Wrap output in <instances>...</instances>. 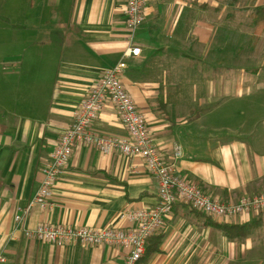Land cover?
<instances>
[{
  "label": "crops",
  "instance_id": "obj_1",
  "mask_svg": "<svg viewBox=\"0 0 264 264\" xmlns=\"http://www.w3.org/2000/svg\"><path fill=\"white\" fill-rule=\"evenodd\" d=\"M5 1L0 16L22 14L25 21L0 26L6 33L0 36V264H123L120 246L53 245L24 232L39 225L124 228L122 212L157 205L155 180L139 158L78 144L54 186L52 206L27 210L78 105L127 48L139 54L125 60L120 81L162 160L221 201L264 192V143L220 136V125L205 119L231 93L247 94V81L260 76L255 65L264 64V31L254 42L253 15L264 0H146L132 43L127 0ZM14 1L25 12L16 14ZM236 64L247 69L236 76ZM90 129L126 134L109 102ZM210 222L174 205L156 235L158 252L137 264H264V212L230 220L244 227L232 238Z\"/></svg>",
  "mask_w": 264,
  "mask_h": 264
},
{
  "label": "built area",
  "instance_id": "obj_2",
  "mask_svg": "<svg viewBox=\"0 0 264 264\" xmlns=\"http://www.w3.org/2000/svg\"><path fill=\"white\" fill-rule=\"evenodd\" d=\"M146 0H127L125 27L130 43L136 30L143 24ZM139 54L138 48H127L122 60L107 69L95 81L85 99L78 105L72 124L60 136L48 162L41 172L43 179L27 210L37 205L42 209L52 206L53 189L68 164L75 145L82 144L109 154L118 152L125 157L139 158L156 183L157 205L149 210L124 211L120 221L124 228L90 229L86 227H54L39 225L26 230L25 237L53 245L79 244L84 246L122 247L126 254L123 264H137L144 256L149 238L157 235L164 219L174 205L183 204L218 223L229 222L246 214L264 212V192L239 199L221 201L212 198L196 184L182 177L174 162H165L153 144L132 99L124 90L120 77L126 68L125 60ZM109 102L125 129V136L104 135L90 129L92 120ZM180 156L175 149V159ZM18 216L15 221H19ZM4 259L0 257V263Z\"/></svg>",
  "mask_w": 264,
  "mask_h": 264
},
{
  "label": "rangeland",
  "instance_id": "obj_3",
  "mask_svg": "<svg viewBox=\"0 0 264 264\" xmlns=\"http://www.w3.org/2000/svg\"><path fill=\"white\" fill-rule=\"evenodd\" d=\"M8 3L10 1L0 0V13H6ZM12 8L13 10L15 9L16 14L25 12L26 9L22 1H14ZM5 16H0V26L24 24L25 17L22 14ZM8 20L10 23H8ZM5 34V32H0L1 37ZM255 67L260 76H256V79L253 81H247V84H250V91L245 95L236 92L231 93V96L226 99L225 103L214 107L213 111L209 113V117L205 118L210 119V121H207L210 124L220 125L218 128L220 136H234L235 138L245 140L250 145L264 143V80L262 79L264 77V64H258ZM246 69L247 65L236 64L234 67L235 75L237 76ZM238 82L239 80H236L235 88L238 87ZM236 129H240L241 131L236 132ZM235 218L232 220L234 221Z\"/></svg>",
  "mask_w": 264,
  "mask_h": 264
},
{
  "label": "trees",
  "instance_id": "obj_4",
  "mask_svg": "<svg viewBox=\"0 0 264 264\" xmlns=\"http://www.w3.org/2000/svg\"><path fill=\"white\" fill-rule=\"evenodd\" d=\"M253 18H254L253 23H254V28H255L253 40L254 42H256V40H258V38L261 36V34L264 31V8L255 9ZM227 223L228 222H222L218 224L212 220L210 222V224L213 227H215L216 229L226 234L229 238H232V236L244 234V232L242 233V231L244 230V227L236 226V225H228ZM160 241H161V238L156 235L148 239L147 244H146V251H145L147 256H151L155 254L156 252H158V246L160 244Z\"/></svg>",
  "mask_w": 264,
  "mask_h": 264
}]
</instances>
